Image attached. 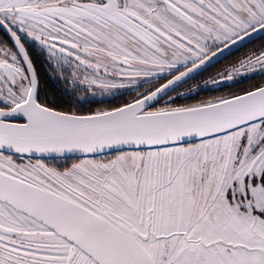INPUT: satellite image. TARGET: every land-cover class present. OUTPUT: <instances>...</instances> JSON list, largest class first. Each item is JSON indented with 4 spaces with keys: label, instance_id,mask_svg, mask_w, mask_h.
<instances>
[{
    "label": "snow or ice",
    "instance_id": "6c2138e0",
    "mask_svg": "<svg viewBox=\"0 0 264 264\" xmlns=\"http://www.w3.org/2000/svg\"><path fill=\"white\" fill-rule=\"evenodd\" d=\"M257 33L264 0H0V264H264V79L158 104Z\"/></svg>",
    "mask_w": 264,
    "mask_h": 264
},
{
    "label": "trees",
    "instance_id": "16d2710c",
    "mask_svg": "<svg viewBox=\"0 0 264 264\" xmlns=\"http://www.w3.org/2000/svg\"><path fill=\"white\" fill-rule=\"evenodd\" d=\"M28 43L31 44L35 42L29 41ZM261 49H264V35L255 39L249 44L245 45L241 49L237 50L236 52L232 53L231 55L227 56L223 60L213 65L212 67L208 68L207 70L196 76L195 78L186 82L185 84L180 86L177 90L172 92L170 95H174L177 92L184 93L183 95L175 96V98L180 102H195L196 100L202 99L206 96L218 94L219 92L225 91L228 88L239 87L258 79H264V69H261L250 72L245 75H240L238 78L234 79L233 81L230 82L226 81L223 86H217L215 84L208 82L211 78L215 77L217 72L226 69L231 64H235L237 61H239L243 57H246L250 53L259 51ZM167 78H170V76L166 75L159 79L164 80ZM157 82H158L157 80H154L152 82L144 84L143 86L139 87L136 90L114 94L109 97L93 98L92 102H90L91 103L90 107H98L104 104L111 103L118 99L127 98L131 95H134L137 90L144 88L148 84H156ZM166 98L167 97H165L158 104H161L164 100H166ZM80 108H86V107L83 106Z\"/></svg>",
    "mask_w": 264,
    "mask_h": 264
},
{
    "label": "water",
    "instance_id": "95a60500",
    "mask_svg": "<svg viewBox=\"0 0 264 264\" xmlns=\"http://www.w3.org/2000/svg\"><path fill=\"white\" fill-rule=\"evenodd\" d=\"M263 35H264V33L253 34L252 36L247 37L245 40L240 41L238 44L233 45L229 49H226L220 55H218L216 57H213L205 65H203L199 69H197V70L189 73L188 76H186L185 78H183L180 81H177L174 85H172L170 88H168L166 90V92L160 97V100L158 101V103L161 102L165 97H167L168 95H170L172 92H174L175 90H177L180 86H182L186 82H188L191 79L195 78L196 76H198L199 74H201L202 72H204L208 68L212 67L213 65H215L219 61L223 60L227 56L231 55L232 53L236 52L237 50L241 49L245 45L249 44L250 42L254 41L255 39H257V38H259V37H261ZM72 155L75 156L76 154H72Z\"/></svg>",
    "mask_w": 264,
    "mask_h": 264
},
{
    "label": "rangeland",
    "instance_id": "374dc122",
    "mask_svg": "<svg viewBox=\"0 0 264 264\" xmlns=\"http://www.w3.org/2000/svg\"><path fill=\"white\" fill-rule=\"evenodd\" d=\"M166 75H169V74H164V75H162L161 77H159V78H162V77H164V76H166ZM154 80H156V79H153V80H141L137 85H135V86H133V87H130V88H125V89H120V90H118L116 93H114V94H119V93H123V92H127V91H132V90H136V89H138L139 87H141L142 85H144V84H146V83H149V82H152V81H154ZM113 94V95H114ZM92 98H105V97H109V96H104V97H100V96H91Z\"/></svg>",
    "mask_w": 264,
    "mask_h": 264
},
{
    "label": "flooded vegetation",
    "instance_id": "af4514ba",
    "mask_svg": "<svg viewBox=\"0 0 264 264\" xmlns=\"http://www.w3.org/2000/svg\"><path fill=\"white\" fill-rule=\"evenodd\" d=\"M29 46L30 47H35V43H31V44L29 43ZM91 96L92 95H89L86 98L80 100L76 106L77 107H83V106H85L86 108L90 107L91 106V103L90 102H92V100H93V98Z\"/></svg>",
    "mask_w": 264,
    "mask_h": 264
}]
</instances>
